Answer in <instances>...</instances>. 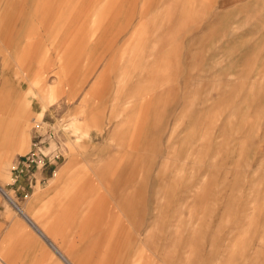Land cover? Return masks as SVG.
I'll return each mask as SVG.
<instances>
[{"label": "rangeland", "instance_id": "obj_1", "mask_svg": "<svg viewBox=\"0 0 264 264\" xmlns=\"http://www.w3.org/2000/svg\"><path fill=\"white\" fill-rule=\"evenodd\" d=\"M156 4L92 64L31 55L21 77L9 56L29 95L13 179L86 174L108 198L109 264H264V0Z\"/></svg>", "mask_w": 264, "mask_h": 264}, {"label": "crops", "instance_id": "obj_2", "mask_svg": "<svg viewBox=\"0 0 264 264\" xmlns=\"http://www.w3.org/2000/svg\"><path fill=\"white\" fill-rule=\"evenodd\" d=\"M155 4L0 0V264H109L108 198L101 189H80L86 174H61L62 168L56 167L52 174L51 168L38 171L32 189L23 177L14 181L13 165L30 148L28 86L23 89L14 74L24 76L20 63L31 55L42 64L44 54H59L68 64L60 69L78 68L79 55L84 54L92 64L117 46L131 22L142 20L143 6ZM139 26L142 23L134 25L129 38ZM10 55L16 65L11 67L14 74L7 75ZM44 66L35 65L29 74ZM37 102L44 103L40 98ZM43 178L46 183H41Z\"/></svg>", "mask_w": 264, "mask_h": 264}, {"label": "built area", "instance_id": "obj_3", "mask_svg": "<svg viewBox=\"0 0 264 264\" xmlns=\"http://www.w3.org/2000/svg\"><path fill=\"white\" fill-rule=\"evenodd\" d=\"M39 128H41L40 123L38 121H35L34 125H33V129L38 130ZM34 145L36 147V150H40V152L32 153L31 156L29 157V159H32V160L36 159V166L39 168L40 166H42L44 164V161H45V158H46L45 156H47V154H45V152L41 151V149H43L44 147H38V146H41V145L45 146V145H43V143H35ZM49 148H51V147H49ZM54 149L55 148H53L51 150H48V152L53 150V153H54L52 155H49L50 156L49 159L51 161H55L56 159H58L61 156L60 153L58 151L56 152ZM28 161L29 160H26V161L22 160V162L25 164L26 168H28L30 166V163Z\"/></svg>", "mask_w": 264, "mask_h": 264}]
</instances>
